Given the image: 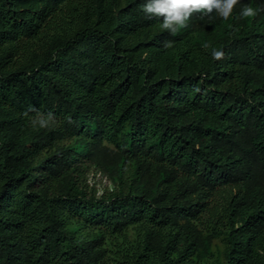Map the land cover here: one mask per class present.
Here are the masks:
<instances>
[{
    "label": "trees",
    "instance_id": "16d2710c",
    "mask_svg": "<svg viewBox=\"0 0 264 264\" xmlns=\"http://www.w3.org/2000/svg\"><path fill=\"white\" fill-rule=\"evenodd\" d=\"M142 3L0 0V264H264V0Z\"/></svg>",
    "mask_w": 264,
    "mask_h": 264
},
{
    "label": "clouds",
    "instance_id": "9594fccd",
    "mask_svg": "<svg viewBox=\"0 0 264 264\" xmlns=\"http://www.w3.org/2000/svg\"><path fill=\"white\" fill-rule=\"evenodd\" d=\"M240 2L241 0H143L140 7L148 19L163 17L161 28L174 33L187 23L193 12L203 10L205 14H209L215 10L219 16L228 18L232 15L234 6ZM256 14V8L245 5L238 15L241 18H251ZM211 54L214 58L223 56V52L217 49H213ZM31 123L33 127L46 129L55 125L56 117L51 112L37 113Z\"/></svg>",
    "mask_w": 264,
    "mask_h": 264
},
{
    "label": "rangeland",
    "instance_id": "374dc122",
    "mask_svg": "<svg viewBox=\"0 0 264 264\" xmlns=\"http://www.w3.org/2000/svg\"><path fill=\"white\" fill-rule=\"evenodd\" d=\"M97 178L101 180V178H99V177H97ZM105 183H106V184H109V182H108L107 180H105Z\"/></svg>",
    "mask_w": 264,
    "mask_h": 264
}]
</instances>
